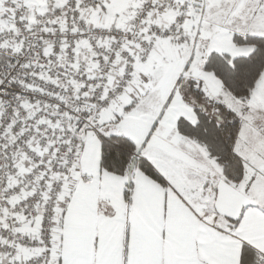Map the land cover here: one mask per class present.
<instances>
[{"label":"snow or ice","instance_id":"snow-or-ice-1","mask_svg":"<svg viewBox=\"0 0 264 264\" xmlns=\"http://www.w3.org/2000/svg\"><path fill=\"white\" fill-rule=\"evenodd\" d=\"M0 264H264V0H0Z\"/></svg>","mask_w":264,"mask_h":264}]
</instances>
